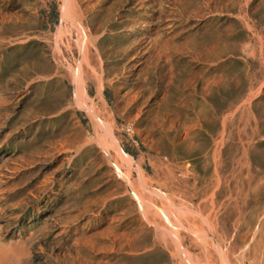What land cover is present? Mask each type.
Returning <instances> with one entry per match:
<instances>
[{
	"label": "rangeland",
	"instance_id": "374dc122",
	"mask_svg": "<svg viewBox=\"0 0 264 264\" xmlns=\"http://www.w3.org/2000/svg\"><path fill=\"white\" fill-rule=\"evenodd\" d=\"M219 254L264 264V0H0V264Z\"/></svg>",
	"mask_w": 264,
	"mask_h": 264
},
{
	"label": "bare ground",
	"instance_id": "6f19581e",
	"mask_svg": "<svg viewBox=\"0 0 264 264\" xmlns=\"http://www.w3.org/2000/svg\"><path fill=\"white\" fill-rule=\"evenodd\" d=\"M71 1V0H70ZM71 4V3H70ZM72 7V6H71ZM71 11H72V14L74 15V12H73V10L71 9ZM84 61H85V59H84ZM108 145V144H107ZM105 147H107V146H105ZM109 147L110 148H112L113 150H115V152H116V154H117V157L118 158H120L124 163H126V164H129L130 162H131V160L129 159V157H127V156H124L119 150H118V148H117V146H116V144H114V143H112V144H109ZM171 225H172V227L173 228H175L176 227V225H174V224H172L171 223ZM180 226V225H179ZM178 227V226H177ZM176 227V228H177ZM180 229V228H179ZM177 231V230H176ZM209 236V235H208ZM210 236H211V234H210ZM208 238V237H207ZM179 245V244H178ZM177 245V246H178ZM179 247V246H178ZM182 250V249H181ZM179 251V250H178ZM229 257V256H228ZM219 261H221V264H227V261L225 260V259H223L222 257H221V254H219ZM193 262V261H192ZM194 264V263H193ZM198 264V263H197Z\"/></svg>",
	"mask_w": 264,
	"mask_h": 264
}]
</instances>
